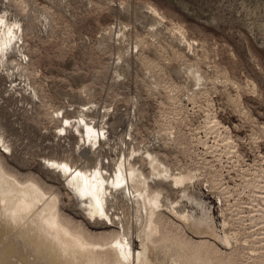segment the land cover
<instances>
[{"label": "rangeland", "instance_id": "obj_1", "mask_svg": "<svg viewBox=\"0 0 264 264\" xmlns=\"http://www.w3.org/2000/svg\"><path fill=\"white\" fill-rule=\"evenodd\" d=\"M3 11L23 27L17 50L0 63V134L10 147L0 149L8 168L36 178L60 197L65 216L103 233L113 230L110 220L91 219L45 157L93 167L100 154L112 172L114 158L136 148L132 160L148 171L140 157L151 150L172 170L199 176L188 192L204 200L221 232L228 221L225 230L237 233L244 258L236 261L264 263V0H0ZM196 67L201 82L191 75ZM82 112L108 131L109 143L96 152L72 128L59 132L62 115ZM164 188L163 199L199 211L180 188ZM116 203L108 201L132 222L136 247L134 207L128 198Z\"/></svg>", "mask_w": 264, "mask_h": 264}, {"label": "bare ground", "instance_id": "obj_2", "mask_svg": "<svg viewBox=\"0 0 264 264\" xmlns=\"http://www.w3.org/2000/svg\"><path fill=\"white\" fill-rule=\"evenodd\" d=\"M152 11L158 17H164L155 7L152 8ZM22 35L23 27L21 22L18 19H10L7 11L0 12V63L2 65H5L10 58L9 54L17 50V46L22 41ZM182 37L188 43V47H191L190 40L185 35ZM185 41L184 43H186ZM13 63H15L16 67L23 65L22 62L17 61L16 57L13 59ZM199 70L201 71L199 68L193 70L191 68L190 72L194 79L201 82L204 77ZM199 92L201 93V91ZM61 117V125L58 127L59 132L67 135L68 129L72 128L74 134H77L84 144L89 145L90 150L94 149L96 152L104 143H109L110 137L106 135L108 132L105 129L106 127L104 125L102 127L97 126L93 119L88 118L86 113L82 112V114L75 118L65 115ZM218 122L215 124H218ZM1 135L3 134H0V148L9 149L7 141L5 143V138ZM229 140L231 139L229 138ZM137 151L136 148H133L131 152L127 154L124 152V154H120L114 158L115 166L112 172L108 171L106 162L100 158V154L93 167H84V165L72 163L67 159L45 157L44 161L47 166L58 171L60 176L65 179L68 188L79 195L78 197H80L84 204L85 212L91 219L108 223L109 221L107 220H110V225L113 228L112 231L93 233L61 212L62 210L59 207L60 197L54 194V191L52 193L47 190L34 177H24L25 179H22L11 168H8V164L6 165L3 159L5 153L0 149V264L243 263L244 261H236L240 256V254L238 256V251L243 245L240 246L239 244L240 247H238L235 244L238 243L236 232L230 233L225 230L227 228L225 225L228 221H224L223 224L221 223L224 228L221 232L219 230L220 227H218L215 221L217 218L215 217L214 219L212 214L208 212L204 205V200H200L188 192V184L194 182L197 177L199 179V176L192 170H172V167L167 165L156 152L151 150H146L142 156L140 155V160L148 167V171H146L147 169L145 170L135 159L132 160V156L138 153ZM164 185L174 190L180 188L179 191L182 192L183 196H188L189 200L194 204L195 210L199 211H189L184 208L187 205L182 208L178 199L176 201H172L170 197L163 199ZM214 185L212 187L216 190L217 187H214ZM258 194L260 195V193ZM255 195L253 196L255 197ZM118 198H128V201H131V207H134L136 217V230L134 231L136 239L139 240L137 242L135 239L138 243L136 247L132 240V222L129 221L124 211H117L116 206L113 209L112 206L109 207L108 201H111L115 205L114 203L118 201ZM225 200L222 201L224 202ZM188 203L186 202V204ZM261 208L257 209L260 210ZM112 210L114 211L112 212ZM228 212L230 213V207ZM171 215L175 216L179 221H173L175 218H171ZM104 218H107V220ZM242 220L246 221V219L241 218ZM261 221L260 219L258 220L259 224ZM250 226L251 224L248 227ZM253 226L255 225L251 227ZM239 228H241L240 225ZM235 229H238V227H235ZM190 231L200 238L194 239L193 235H189ZM253 234L255 233H252V236L250 234V236L253 237ZM261 235H263V232ZM212 239L223 244L229 251L222 250L223 248L218 247ZM249 240V243H251V238ZM242 241L241 244H243ZM259 241H262V239ZM250 246L247 245L248 248ZM249 253L250 251H247L246 255H249ZM252 254H254L253 251ZM241 255H243L242 252ZM255 255L258 257L261 253L260 255L255 253ZM261 256H264V254ZM241 257L244 258L243 256L239 258ZM256 259L255 257L251 260L255 263ZM250 261L245 263L251 264L249 263ZM261 261L263 259H260L259 262ZM259 262L255 264H259ZM262 264L264 263L262 262Z\"/></svg>", "mask_w": 264, "mask_h": 264}]
</instances>
